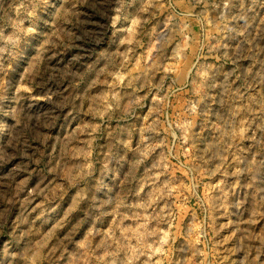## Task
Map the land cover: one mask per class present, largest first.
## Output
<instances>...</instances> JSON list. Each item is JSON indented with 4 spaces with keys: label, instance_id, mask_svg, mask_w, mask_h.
Listing matches in <instances>:
<instances>
[{
    "label": "rangeland",
    "instance_id": "374dc122",
    "mask_svg": "<svg viewBox=\"0 0 264 264\" xmlns=\"http://www.w3.org/2000/svg\"><path fill=\"white\" fill-rule=\"evenodd\" d=\"M0 264H264V0H0Z\"/></svg>",
    "mask_w": 264,
    "mask_h": 264
}]
</instances>
